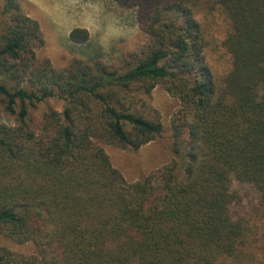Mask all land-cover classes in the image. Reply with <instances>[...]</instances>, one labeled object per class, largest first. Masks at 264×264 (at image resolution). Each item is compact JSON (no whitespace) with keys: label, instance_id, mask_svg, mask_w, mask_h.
<instances>
[{"label":"trees","instance_id":"obj_1","mask_svg":"<svg viewBox=\"0 0 264 264\" xmlns=\"http://www.w3.org/2000/svg\"><path fill=\"white\" fill-rule=\"evenodd\" d=\"M113 1L135 9L139 47L56 67L40 22L0 0V235L34 248L0 243V264H227L240 252L264 264L232 187L253 185L264 206V0ZM218 8L228 27L213 48L201 18ZM212 50L229 55L223 73ZM157 86L179 101L171 160L129 181L105 146L165 138ZM50 99L62 110H41Z\"/></svg>","mask_w":264,"mask_h":264},{"label":"rangeland","instance_id":"obj_2","mask_svg":"<svg viewBox=\"0 0 264 264\" xmlns=\"http://www.w3.org/2000/svg\"><path fill=\"white\" fill-rule=\"evenodd\" d=\"M27 1L21 0V3L32 17L41 22L46 52L56 67L65 65L72 57L114 63L122 58L126 50L138 48L144 37L137 23L135 9L121 7L113 0H37V7L29 5ZM201 19L207 29L211 46L215 48L228 27L227 18L222 9L218 8L209 18ZM74 27L87 28L91 34L90 40L83 44L70 40L68 31ZM211 52L215 58L218 57L222 65L220 71L223 73L230 63L229 55L223 50ZM149 103L162 114L166 129L163 140L151 141L136 152L115 145L105 146L113 165L119 168L129 181H135L171 160L170 120L179 101L157 86L150 93ZM47 107L61 111L63 102L50 99L41 105V110ZM232 187L241 195L237 211L253 230L248 234V251L256 258L262 259L264 206L259 199V193L253 185L235 179ZM0 243L7 244L19 252L30 253L34 250L32 243L16 244L3 235H0ZM225 261L227 264H246L248 257L246 252H240L236 257Z\"/></svg>","mask_w":264,"mask_h":264},{"label":"crops","instance_id":"obj_3","mask_svg":"<svg viewBox=\"0 0 264 264\" xmlns=\"http://www.w3.org/2000/svg\"><path fill=\"white\" fill-rule=\"evenodd\" d=\"M27 3L29 4V5H32L33 7H37V4H38V2H37V0H28L27 1ZM29 8V7H28ZM28 12H29V10H28ZM35 18V17H34ZM39 21V20H38ZM40 22V21H39ZM40 25H41V27H42V30H43V26H42V24H41V22H40ZM72 30V28H70V30L68 31V33L70 34V31Z\"/></svg>","mask_w":264,"mask_h":264}]
</instances>
